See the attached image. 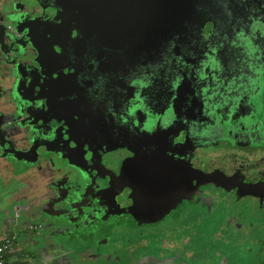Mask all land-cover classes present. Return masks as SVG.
Returning a JSON list of instances; mask_svg holds the SVG:
<instances>
[{
	"label": "flooded vegetation",
	"instance_id": "obj_1",
	"mask_svg": "<svg viewBox=\"0 0 264 264\" xmlns=\"http://www.w3.org/2000/svg\"><path fill=\"white\" fill-rule=\"evenodd\" d=\"M95 7L0 0L7 254L264 264V0H185L141 40Z\"/></svg>",
	"mask_w": 264,
	"mask_h": 264
},
{
	"label": "water",
	"instance_id": "obj_2",
	"mask_svg": "<svg viewBox=\"0 0 264 264\" xmlns=\"http://www.w3.org/2000/svg\"><path fill=\"white\" fill-rule=\"evenodd\" d=\"M88 2L96 4L93 13L95 18L102 14L99 11L103 6L104 18L114 17L115 23L119 22L121 29L124 28L123 25H130V20L134 21L136 26L134 34L137 40H141L143 39L141 29L152 28L156 31L155 28L170 23V19L177 15L185 0H88ZM115 4H118V12L113 15ZM107 9L109 11H106Z\"/></svg>",
	"mask_w": 264,
	"mask_h": 264
},
{
	"label": "rangeland",
	"instance_id": "obj_3",
	"mask_svg": "<svg viewBox=\"0 0 264 264\" xmlns=\"http://www.w3.org/2000/svg\"><path fill=\"white\" fill-rule=\"evenodd\" d=\"M3 188L4 187L2 185H0V195L4 192H10V191L4 190ZM17 207H21V204L19 202L10 200V202L5 201L3 203V198L0 196V211H1V213L4 214V213L8 212L10 214V216L11 215L16 216L17 215V212H16ZM0 217H3V215H1ZM19 220L20 221H26V222L33 221L34 223H36L33 220V215L31 214V212H27V211H22ZM0 223H1V220H0Z\"/></svg>",
	"mask_w": 264,
	"mask_h": 264
},
{
	"label": "built area",
	"instance_id": "obj_4",
	"mask_svg": "<svg viewBox=\"0 0 264 264\" xmlns=\"http://www.w3.org/2000/svg\"><path fill=\"white\" fill-rule=\"evenodd\" d=\"M10 242L7 238L0 242V264H6V255L10 248Z\"/></svg>",
	"mask_w": 264,
	"mask_h": 264
},
{
	"label": "snow or ice",
	"instance_id": "obj_5",
	"mask_svg": "<svg viewBox=\"0 0 264 264\" xmlns=\"http://www.w3.org/2000/svg\"><path fill=\"white\" fill-rule=\"evenodd\" d=\"M61 17V16H60ZM61 18H63V17H61ZM78 27H73V29H72V31H71V37L72 36H74V35H76V33H75V29H77ZM56 44H59V42H54L53 43V49H54V52L57 54V55H59V52H60V50L58 49V48H56L55 47V45ZM60 56V55H59ZM62 57V56H61ZM63 70V66H61V71ZM134 83H137V84H141L142 83V81H140V80H135V81H133ZM41 103H43V101L41 102ZM137 123H139V122H137ZM148 131H153V129H152V127H150L148 124H146L145 126H144ZM75 140V138L73 137V141ZM73 146H75V144L73 143ZM88 155L89 156H91V153L89 152L88 153ZM130 155H132V153H130Z\"/></svg>",
	"mask_w": 264,
	"mask_h": 264
},
{
	"label": "clouds",
	"instance_id": "obj_6",
	"mask_svg": "<svg viewBox=\"0 0 264 264\" xmlns=\"http://www.w3.org/2000/svg\"><path fill=\"white\" fill-rule=\"evenodd\" d=\"M209 27H211V25H209ZM249 43H251V42L249 41ZM213 60L215 61V57H213ZM216 66H219L218 61L216 62ZM140 81H142L141 85H146L147 83H149V81H146V80H143V79H140ZM179 82H180V80L177 79L176 84H179ZM133 83H134V82H133ZM135 111H136L135 108H132V109H131V112H132V113H135ZM124 119L127 120V117H124ZM148 125H149L150 127L153 126L152 123H149Z\"/></svg>",
	"mask_w": 264,
	"mask_h": 264
},
{
	"label": "crops",
	"instance_id": "obj_7",
	"mask_svg": "<svg viewBox=\"0 0 264 264\" xmlns=\"http://www.w3.org/2000/svg\"><path fill=\"white\" fill-rule=\"evenodd\" d=\"M18 255V254H17ZM6 264H19L17 261V256L13 253L7 254Z\"/></svg>",
	"mask_w": 264,
	"mask_h": 264
}]
</instances>
